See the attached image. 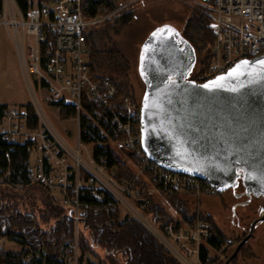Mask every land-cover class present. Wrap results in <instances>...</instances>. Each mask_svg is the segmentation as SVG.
I'll use <instances>...</instances> for the list:
<instances>
[{"label": "built area", "instance_id": "obj_1", "mask_svg": "<svg viewBox=\"0 0 264 264\" xmlns=\"http://www.w3.org/2000/svg\"><path fill=\"white\" fill-rule=\"evenodd\" d=\"M145 1L128 0L106 15L101 5L96 17L86 19L84 0H27L26 10L17 0H0V28L9 31L17 45L33 99V104H6L0 114V142L8 145H0V185L23 190L38 184L53 191L75 223L74 237L62 241L54 255L45 248L25 253L28 246L19 233L0 237L1 251L21 255L17 264H98L91 250L83 251L80 233L88 213L97 216L102 203L117 210L120 220L141 222L182 264H206L202 248L217 237L208 215L198 210L191 224L183 219L179 227L162 228L147 211L154 196L186 193L199 198L220 191L204 179L166 169L149 158L142 148L141 102L121 95L111 79L91 76L88 32ZM187 1L209 18L215 35L211 63L194 81L210 80L264 53V0ZM45 106L71 111L69 119L77 127L75 148L58 134ZM18 147H26L28 155L17 164ZM112 152L123 162L124 153L131 177H116ZM7 241L19 243L20 249L5 250Z\"/></svg>", "mask_w": 264, "mask_h": 264}, {"label": "water", "instance_id": "obj_2", "mask_svg": "<svg viewBox=\"0 0 264 264\" xmlns=\"http://www.w3.org/2000/svg\"><path fill=\"white\" fill-rule=\"evenodd\" d=\"M159 29L172 30L164 33L177 48L164 58L167 39L163 33L152 35ZM179 35L174 26L165 24L151 32L143 46L140 72L147 88L141 101L142 148L166 169L204 179L219 191L242 185L241 195L263 199L259 217L223 262L230 264L264 221V64L260 63L264 53L243 59L210 80L190 81L177 68L185 59L183 52L193 58L195 50ZM237 65L242 74L229 76ZM218 77L225 79L217 81Z\"/></svg>", "mask_w": 264, "mask_h": 264}, {"label": "trees", "instance_id": "obj_3", "mask_svg": "<svg viewBox=\"0 0 264 264\" xmlns=\"http://www.w3.org/2000/svg\"><path fill=\"white\" fill-rule=\"evenodd\" d=\"M17 1L24 10L27 9V0ZM127 1L84 0L83 16L86 19L96 17L99 14L101 5L106 7V10L102 12L103 15H106ZM129 17L124 16L117 20L116 25L123 26L128 22ZM107 21L108 19L102 23ZM97 31L92 28L87 34L92 78H109L116 83L121 95L136 97L132 89L129 88L127 81L123 79L127 60L119 51L114 50L112 52L115 55L113 63L105 66L104 52L99 51L98 43L100 37L103 38V35L107 34L108 31L105 28L102 32ZM190 35L191 37L198 35L203 43L202 51L208 52L203 59L200 71L203 72L211 63L212 48L215 42V35L209 26V18L205 14L197 11V14L190 18L185 37L192 43ZM5 107L6 104L0 103V114ZM61 115L69 119L71 111L62 107ZM0 145L4 149L8 148L6 143L0 142ZM27 155L26 147H18L15 152L17 157L15 163L22 162L27 158ZM110 165L117 172L116 177L118 179L121 176L131 177L133 174L132 170L124 164L121 157L113 152L110 155ZM32 190H39V194L34 193ZM176 196L167 198L174 202ZM28 204H30L31 208H28ZM91 213L90 211L83 220V231L80 233V239L83 251L91 250V253L98 259V264H182L138 220L134 218L120 220L119 212L106 203H102L99 206V214L97 216ZM147 213L150 220L162 228L169 224H173L176 227L180 226V222L154 198L150 199ZM181 213L184 221L191 224L194 214H190L184 209ZM17 231L28 246L25 253L38 248H45L54 255L56 248L62 241L74 237L75 223L66 214L63 207L53 202L45 187L38 184H30L25 186L23 190H16L8 185H0V237L12 232L17 233ZM214 232L217 237L214 236L210 240L209 244L212 247L221 248L224 244H227L228 239L232 240L230 245L236 244V241L232 238L224 236L215 224ZM97 248L102 252L98 253ZM201 255L203 262L206 264H223L225 261L217 262L218 259H215V257H209L207 261L209 254L205 247L202 248ZM20 256L19 254H9L0 250L1 264H17Z\"/></svg>", "mask_w": 264, "mask_h": 264}, {"label": "rangeland", "instance_id": "obj_4", "mask_svg": "<svg viewBox=\"0 0 264 264\" xmlns=\"http://www.w3.org/2000/svg\"><path fill=\"white\" fill-rule=\"evenodd\" d=\"M187 2V0H146L144 4L125 9L109 18L107 22L93 27L99 32H102L104 28L108 31L107 34L103 35V38L100 37L98 43L99 51L104 52L105 66L113 63L115 55L112 52L114 50L119 51L127 60L123 79L127 81L129 88L132 89L139 102L142 101L145 90V84L138 69L141 45L151 32L165 24L174 26L185 36L190 18L197 14V10L192 9ZM124 16H130L128 22L123 26L116 25V21ZM167 34L169 33H163L167 42L164 43L166 49L161 53L162 58H164L167 51L174 50L176 52L177 49L176 43ZM189 37L197 57L195 77L200 73L203 59L208 52L202 51L203 43L198 35L194 37L190 35ZM31 77L33 78V76ZM29 85L30 82L25 76L17 45L11 33L5 28H0V103L9 105L33 104ZM45 110L58 134L64 138L68 136L69 143L75 148L77 129L75 123L71 119L62 117L61 111L57 108L45 106ZM121 154L125 164L127 160H125L124 153L121 152ZM32 163H34V157H32ZM242 190L243 188L240 186L236 191L239 193ZM32 191L39 194V190ZM47 191L53 202L57 203L54 192L49 189ZM161 196L164 201H158L159 204L180 222L184 219L181 213L183 209L190 214H194L199 210L209 216L224 236L236 241L235 245L224 244L221 248L210 251V255L218 259L217 262L226 260L233 253L238 242L248 233L253 220L259 217L263 204L262 198H249L246 194L236 196L233 189L220 191L218 195L201 196L199 198L181 193L176 196L174 202L170 201L165 195ZM37 202L40 204L39 201ZM177 203L180 205L178 208H176ZM28 206V208H31L30 204ZM82 231L83 227L81 228ZM3 247L5 250H17L21 246L19 243L7 241L3 244ZM97 252L101 253L102 251L97 248ZM230 264H264V221L255 227L253 236L241 248L237 257Z\"/></svg>", "mask_w": 264, "mask_h": 264}, {"label": "flooded vegetation", "instance_id": "obj_5", "mask_svg": "<svg viewBox=\"0 0 264 264\" xmlns=\"http://www.w3.org/2000/svg\"><path fill=\"white\" fill-rule=\"evenodd\" d=\"M179 31V30H178ZM180 32V31H179ZM149 37V36H148ZM148 37L145 39V41L143 42V44L141 45V48H140V53H139V66H138V69H139V72H140V68H142L141 66H142V59H141V56L143 55V53H144V44L146 43V40L148 39ZM179 37H181V40H183V42H185V43H187V41L189 42V40L188 39H186L185 38V36L182 34V33H180V35H179ZM178 38V37H177ZM190 44H191V42H190ZM182 45H184V43H182ZM195 50V49H194ZM183 55H184V57H185V59H183V61H181V64L178 66V71L180 72L181 71V73H182V77L183 78H185L186 80H190V81H194V72H195V67H196V62H197V57H196V52H194V54H193V58H191L190 57V54H189V52L188 51H186L185 50V52H183ZM140 74H141V72H140ZM141 76H142V80H143V82H144V84H145V90H144V93H145V91H146V88H147V81H146V79L144 78V76L141 74ZM178 77V75H177V73L176 74H174V76H173V78H177ZM144 93H143V95H144ZM143 97V96H142ZM242 188H243V186L242 185H240ZM239 186V187H240ZM239 187H237V189L239 188ZM236 189V190H237ZM236 190H233V192H234V194L236 195V196H240L243 192H244V188H243V190L241 191V192H239V193H237V191Z\"/></svg>", "mask_w": 264, "mask_h": 264}, {"label": "snow or ice", "instance_id": "obj_6", "mask_svg": "<svg viewBox=\"0 0 264 264\" xmlns=\"http://www.w3.org/2000/svg\"><path fill=\"white\" fill-rule=\"evenodd\" d=\"M166 30L169 31V32L172 31L171 29H159L158 32H154L152 35H153L154 37H156L158 34H162V33H164ZM146 49H147V46H146ZM142 60H143V57H142ZM241 63H242L243 65H247V64H248L247 61H242ZM260 63H261V64H264V61H261ZM239 68H240V65H237V69H233L232 72L228 73V75H229V76H232L234 73L237 74V75L242 74V73H239V71H238ZM224 79H225V77H218V78H217V81H221V80H224ZM217 81H213V82H212V85H213V86H216ZM204 87L207 88V87H209V85H204ZM233 91H235V89H234ZM146 99H147V97H146ZM146 106H147V105H146Z\"/></svg>", "mask_w": 264, "mask_h": 264}, {"label": "crops", "instance_id": "obj_7", "mask_svg": "<svg viewBox=\"0 0 264 264\" xmlns=\"http://www.w3.org/2000/svg\"><path fill=\"white\" fill-rule=\"evenodd\" d=\"M64 138V137H63ZM68 136H65V139L69 142V140H68ZM154 200L155 201H164L163 199H162V196L161 195H158V196H155V198H154ZM159 203V202H158ZM179 203H177L176 204V208H178L180 205H178ZM178 221H180V220H178ZM181 222H183V221H181ZM205 248L208 250V254H209V256L210 257H212L211 255H210V251L211 250H217V248H214V247H212L209 243L208 244H205Z\"/></svg>", "mask_w": 264, "mask_h": 264}]
</instances>
